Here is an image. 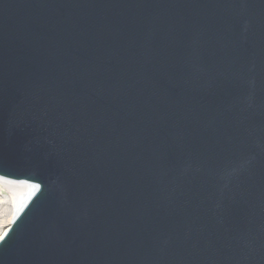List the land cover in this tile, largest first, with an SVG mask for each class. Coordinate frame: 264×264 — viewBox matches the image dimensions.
<instances>
[{
  "label": "water",
  "instance_id": "95a60500",
  "mask_svg": "<svg viewBox=\"0 0 264 264\" xmlns=\"http://www.w3.org/2000/svg\"><path fill=\"white\" fill-rule=\"evenodd\" d=\"M0 264H264V0H0Z\"/></svg>",
  "mask_w": 264,
  "mask_h": 264
},
{
  "label": "bare ground",
  "instance_id": "6f19581e",
  "mask_svg": "<svg viewBox=\"0 0 264 264\" xmlns=\"http://www.w3.org/2000/svg\"><path fill=\"white\" fill-rule=\"evenodd\" d=\"M7 194L1 192V190ZM35 188L25 182L0 177V241L12 225L15 215L32 197Z\"/></svg>",
  "mask_w": 264,
  "mask_h": 264
},
{
  "label": "rangeland",
  "instance_id": "374dc122",
  "mask_svg": "<svg viewBox=\"0 0 264 264\" xmlns=\"http://www.w3.org/2000/svg\"><path fill=\"white\" fill-rule=\"evenodd\" d=\"M1 192H3V193H5V194H7V192H6V191H4L3 189L1 190Z\"/></svg>",
  "mask_w": 264,
  "mask_h": 264
}]
</instances>
